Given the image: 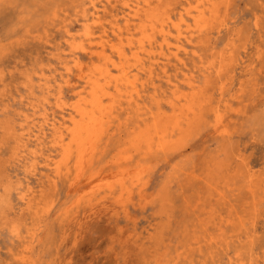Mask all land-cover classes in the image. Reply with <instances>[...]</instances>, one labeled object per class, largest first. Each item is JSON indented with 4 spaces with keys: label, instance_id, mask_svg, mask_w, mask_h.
<instances>
[{
    "label": "rangeland",
    "instance_id": "1",
    "mask_svg": "<svg viewBox=\"0 0 264 264\" xmlns=\"http://www.w3.org/2000/svg\"><path fill=\"white\" fill-rule=\"evenodd\" d=\"M93 1L0 0V264H264V0H229L221 12L225 27L183 41L184 67L171 58L157 67L153 86L140 77L139 96L131 105L124 96L115 104V119L104 124L102 145L79 182L75 154L81 149L73 146L50 186L54 165L45 156L54 163L64 159L59 147H51L52 137L41 157L17 160V135L30 104L36 106L34 123L45 110L49 119L60 114L51 96L42 106L46 91L38 88L39 75L51 94L63 86L67 104L76 105L80 89L87 104L91 84L78 75L99 77L104 61L86 52L100 51L98 43L109 40L110 54L108 46L117 43L107 22L121 6L111 9L114 2L102 0L106 13L101 25L92 24ZM104 30L108 37L102 38ZM70 40L86 49L70 56ZM220 51L223 62L215 69L229 56L231 61L221 76L207 75L202 65ZM184 74L194 76L197 89L210 85L201 120L166 145H132V132L159 109L169 114L185 108L191 91ZM172 82L187 94L173 109ZM65 127L68 141L73 124L66 120ZM30 163L34 174L27 171ZM90 175L96 176L86 180Z\"/></svg>",
    "mask_w": 264,
    "mask_h": 264
},
{
    "label": "bare ground",
    "instance_id": "2",
    "mask_svg": "<svg viewBox=\"0 0 264 264\" xmlns=\"http://www.w3.org/2000/svg\"><path fill=\"white\" fill-rule=\"evenodd\" d=\"M112 1L114 4H112ZM112 1L105 0V3L112 4L111 9H116L118 5L122 8L121 14L114 13L107 22L108 33L116 39L117 43L108 46L110 54L106 53V45L109 40H102L98 43L97 47H100V51L96 52L88 49L86 52L90 56L101 58L104 61V68L99 73V77L93 79L89 76H83L82 73L78 75L79 79L86 78V82L91 84L88 103L86 104L85 98H83V90L80 89L75 92V96L78 97L75 103L76 105L74 104L75 106L72 107V104H67L62 99L63 86H58L57 91L51 94L47 78L40 74L38 79L41 83L38 84V88L45 89L46 91V95L42 96L43 98L41 97L43 103L41 104L42 106L48 105L51 96L53 106L60 113L59 117L56 118L54 115L49 119L44 107L45 111L41 115V121L34 123L36 106L33 104H30L32 113L30 115H23L24 122L20 124L22 130L17 135L18 141L15 147L17 160H22L28 155L32 160L41 157L43 154V144L48 137H52L49 141L51 147H59L63 154V162L57 163L49 159V156H45V160L50 164L52 162L54 165V169H52L54 174L50 178V186L56 184L55 179L61 174L65 165L68 164L67 158L71 157V149L73 146L81 149L75 154L76 180L79 182L82 172L91 166L92 158L98 152V147L102 145L107 129V126L104 124L115 119L116 115L113 108L117 102H120L119 99L124 96L127 105H131L135 101L133 95L139 96V92L136 90V83L141 80L140 77L146 76L149 79V83L153 86V79L157 76V67L161 64L164 66L166 62H170L171 58L175 59L176 66L184 67V59L179 57L182 54L181 51L186 54L183 41L191 43L192 39L204 36V34H207L211 30L219 32L225 27V23L220 21L222 20L221 12L222 10L224 12L229 2V0ZM91 3V22L92 24L101 25V17L105 15L106 8L104 5L100 6L102 0ZM120 21L122 22V26L120 25ZM103 33L100 37H108L106 30ZM135 34L138 35V38L133 40ZM71 37L73 36L70 35ZM230 37H233V35H230ZM203 39L202 37L201 41ZM71 42V40L66 42L70 46V56L86 49L82 45H73ZM230 42H232V39ZM227 45L231 46V43H227ZM223 53L224 51L213 53L210 63L202 65V62L199 60L202 69L207 72V75L214 71L216 76H219L225 70L224 68L227 66L231 56L217 69L214 68L215 63L223 62ZM217 58L220 59L219 62H216ZM73 66H76L79 72H81L82 68L78 59L73 60ZM64 70L66 74H69L71 68L65 64ZM112 70H114V73H112ZM159 72L166 77V82H170V77L166 74V67H161ZM183 77L186 87L191 91L188 93L190 94V99L185 102V108L184 106L180 108L176 112L177 114L173 112L167 114L159 109L160 112L154 114L150 122L132 132L131 138L129 139L132 145L139 146L140 144H145L146 146H151L155 140H158L159 145H166L170 141L169 138L175 132L178 131L182 134L189 125H192L198 119L201 120V109L210 100L211 95L208 91L210 85L207 82L205 86L201 87L198 85L197 89L193 75L184 74ZM170 85L172 86L171 95L173 100L169 103H171L170 107L173 109L176 105L175 101L177 102L182 98H187V94L180 93L178 86L173 82ZM222 87L217 90H223ZM157 92L156 88L153 87V99L155 104L159 105L161 98L155 94ZM194 98L196 99L193 100ZM66 110H68L67 117L64 115V111ZM73 113L75 114L73 115ZM66 120L73 124V127L69 130L70 138L68 141H65L63 136V131L67 129L65 127ZM186 124L187 127L182 129V126ZM48 133L50 136H48ZM54 134L57 135L53 136ZM87 140H89L88 143ZM29 144H33L35 148L33 150L28 149L27 146ZM27 171L33 174L35 173L36 167L34 163H30ZM95 176L90 175L86 180L91 181ZM26 189L28 192L26 194L33 193L31 192V188L27 187ZM29 203L30 201L28 200L26 202L27 208L30 207Z\"/></svg>",
    "mask_w": 264,
    "mask_h": 264
}]
</instances>
